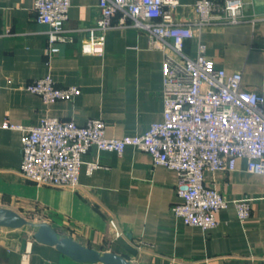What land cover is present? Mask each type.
<instances>
[{"label":"crops","instance_id":"0c3cea01","mask_svg":"<svg viewBox=\"0 0 264 264\" xmlns=\"http://www.w3.org/2000/svg\"><path fill=\"white\" fill-rule=\"evenodd\" d=\"M197 0H180L179 22L195 21ZM246 21L209 27L185 44L194 58L199 42L217 67L241 72L243 87L264 96V0H242ZM34 0H0V126L38 125L47 117L106 122L111 138L146 133L164 113V53L148 48L146 32L115 27L104 33L102 55L83 52L89 28L100 17V0H71L65 22L73 43L46 54L47 25L38 22ZM115 20V23L117 22ZM50 76L59 87L77 86L72 100L45 104L26 90L35 79ZM22 132L2 129L0 138V207L35 222L54 226L61 237L125 257L133 264H264V176L247 171L241 159L231 172L207 171L205 184L223 194L228 208L211 230L187 226L174 215L179 202L178 175L155 165L150 154L128 147L122 154L92 147L84 155L77 188L40 186L21 174ZM88 163L102 168L87 172ZM249 199L251 216L241 221L235 201ZM31 230V231H30ZM35 230L0 227V264H89L37 242Z\"/></svg>","mask_w":264,"mask_h":264},{"label":"built area","instance_id":"2783aa9c","mask_svg":"<svg viewBox=\"0 0 264 264\" xmlns=\"http://www.w3.org/2000/svg\"><path fill=\"white\" fill-rule=\"evenodd\" d=\"M180 0H100V17L89 28L83 52L102 55L104 33L115 27H134L148 35V48L161 50L164 113L161 122L151 124L144 134L111 138L106 122L90 119L80 125L73 120L47 117L38 125H16L6 120L2 129L22 132L21 174L40 186L75 189L80 184L83 157L90 148L122 154L128 147L151 155L178 175L175 217L187 226L211 230L229 201L205 184L207 171L231 172L239 160L247 171L264 176V96L243 87V74H228L217 67L199 42L194 58L184 53L185 44L196 32L214 26L246 21L242 0H197V19L179 22L174 11ZM71 0H34L38 22L48 26L46 54L59 53L60 45L73 43L65 22ZM117 22L115 23V20ZM26 90L45 104L72 100L80 95L77 86L59 87L50 76L35 79ZM102 168L88 163L87 172ZM239 220L252 214L249 199L234 202Z\"/></svg>","mask_w":264,"mask_h":264},{"label":"water","instance_id":"95a60500","mask_svg":"<svg viewBox=\"0 0 264 264\" xmlns=\"http://www.w3.org/2000/svg\"><path fill=\"white\" fill-rule=\"evenodd\" d=\"M0 227L10 230L31 228L35 230L34 239L42 244L55 247L60 253L80 263L89 264H133L125 257L100 252L88 248L70 237H61L58 231L47 222H35L16 211L0 207Z\"/></svg>","mask_w":264,"mask_h":264},{"label":"rangeland","instance_id":"374dc122","mask_svg":"<svg viewBox=\"0 0 264 264\" xmlns=\"http://www.w3.org/2000/svg\"><path fill=\"white\" fill-rule=\"evenodd\" d=\"M31 231V230H30Z\"/></svg>","mask_w":264,"mask_h":264}]
</instances>
